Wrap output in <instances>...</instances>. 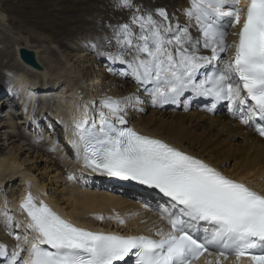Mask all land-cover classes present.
I'll return each instance as SVG.
<instances>
[{
    "label": "bare ground",
    "instance_id": "bare-ground-1",
    "mask_svg": "<svg viewBox=\"0 0 264 264\" xmlns=\"http://www.w3.org/2000/svg\"><path fill=\"white\" fill-rule=\"evenodd\" d=\"M118 1L0 0V43L10 42L13 47V53L8 52V49L0 50V71L6 77L5 81L0 83V94L8 87L7 78L14 76L9 95L0 99V109H9L8 114L4 113L8 119L0 123V141L4 142L0 148L6 150L5 154L0 155V245H3L5 250H16L18 244L25 249L30 243L26 244L24 240L32 241V233L22 235L24 226L19 228L20 235L14 237L15 221L8 222L3 211L13 205L12 200L19 202L23 199L24 190L28 185L33 195L45 200L78 227L107 229L106 231L118 229L124 233L132 229L166 227L169 205L162 197L145 189L124 187L106 177H91L81 163L73 159L71 153L66 154L62 141L58 143L57 149H50L53 140V133L50 135V131H46L43 139H39L44 145H37L35 141L41 134L39 129L43 127L44 120L52 122L56 116L55 120L64 122L74 117L75 122L77 117L86 113L91 106L94 107V117H98L102 109L108 111L101 103L108 98L121 102V112H127L131 123L129 124L143 135L162 140L201 159L227 177L246 181L257 191L264 192V141L258 138L249 125L239 119L238 113H228L225 110L226 105L223 106L219 102H209L201 106L196 104L191 96L193 86L175 96L172 103H159L149 94L158 86L154 80L147 92L139 93L137 88L110 76V71L104 63L99 62V67L94 69L98 63L96 52L99 51L97 47L93 49L94 46L90 45L96 42L91 41L93 34H97L100 44L105 41L106 36L114 34L117 37L120 25L123 24H128L132 33L135 30L140 33L139 25L132 24L134 14L141 16L140 12L150 10L159 22V9L165 8L172 12L183 8L187 2L134 0L133 7L125 8L118 7ZM6 2L12 3L14 8L8 9ZM248 2L249 0H239L237 7L243 10ZM139 5L143 8H139ZM187 17L178 22L180 29L187 27L193 40H202L195 16L188 14ZM176 23L177 21L169 18L164 22L165 25L172 26ZM60 29L63 33L59 32ZM1 30H4L3 34ZM234 31L235 29H228L229 43L235 39L232 35ZM113 44L118 43L116 41ZM57 46L66 47L67 53L58 52ZM118 46L135 51L126 45ZM21 50L31 52L40 68L32 69L23 65L19 60ZM52 52L65 55H61L64 62L54 61ZM197 53L211 56V50L204 48L203 43L198 46ZM220 55L221 60L213 63L223 66L230 53ZM3 61H6L5 66H2ZM195 82L198 83L197 80ZM62 83L65 89L58 90V85ZM47 91L50 92L46 93ZM12 94L18 96L17 102L20 106L17 107H21L15 114H10L14 105L8 98H11ZM6 99L7 104L3 102ZM40 105L46 108L42 109ZM121 112L119 114L122 115ZM18 114L24 117L22 122L7 123L12 121V116ZM20 125L25 126L22 128ZM26 129H29L28 134L30 138L32 135L33 140L24 137L21 130ZM65 133L67 134V130ZM56 135L59 136V133ZM7 142H10L9 145L5 144ZM43 155L49 161L39 170L37 164ZM52 164L59 168V172L54 171L57 174L52 175ZM59 183L64 187L61 191H58ZM5 186L7 199H4L1 193ZM14 216L16 218V215Z\"/></svg>",
    "mask_w": 264,
    "mask_h": 264
},
{
    "label": "snow or ice",
    "instance_id": "snow-or-ice-1",
    "mask_svg": "<svg viewBox=\"0 0 264 264\" xmlns=\"http://www.w3.org/2000/svg\"><path fill=\"white\" fill-rule=\"evenodd\" d=\"M238 4L239 0H192L188 14L195 15L202 40H193L187 27L173 30L151 15H133L132 24L140 28L135 42L130 26L120 25L117 43L135 49L130 67L137 79L154 80L158 85L152 93L154 101L178 96L191 85L203 95L227 99L233 105L244 106L250 100L249 116L243 122L257 117L264 120V0H249L243 10ZM118 6L131 8L132 0H119ZM158 12L168 19L164 9ZM229 28L235 29L232 43L228 42ZM201 43L211 50V56L197 54ZM225 52L230 55L223 67L196 83L197 71L220 61ZM101 103L124 123L118 115L123 110L120 101L108 98ZM100 117L98 131L95 127L81 129L85 166L156 188L175 202L174 208L182 206L169 218L171 230L158 231L159 239L89 231L62 219L43 202L37 205L29 193L21 208L30 218L28 227L37 235L31 242L24 240L30 246L22 264H118L130 254L135 255V264H193L205 253L215 255V264L229 256L264 264V193L161 140L115 127L103 112ZM258 130L264 135V127ZM201 221L211 225L205 229L210 236L204 239L192 232ZM22 251L18 244L10 264H20L17 258ZM0 255H6L3 245Z\"/></svg>",
    "mask_w": 264,
    "mask_h": 264
},
{
    "label": "rangeland",
    "instance_id": "rangeland-1",
    "mask_svg": "<svg viewBox=\"0 0 264 264\" xmlns=\"http://www.w3.org/2000/svg\"><path fill=\"white\" fill-rule=\"evenodd\" d=\"M6 6H7V8L8 9H13L14 8V6L12 5V3L10 4L9 2H6ZM90 30V29H89ZM91 30H93V29H91ZM82 31H84V30H82ZM87 31H88V29H87ZM59 32H62V29H60V31ZM92 32H94V31H92ZM4 33V30H3V32H2V30H1V34H3ZM63 33V32H62ZM64 33H67V31H64ZM95 33V32H94ZM6 34V33H5ZM107 38V40L106 41H108V37L110 38L109 39V41L111 42V43H113V42H116L117 41V39H116V36L114 35V34H112V35H110V36H106ZM113 37V38H112ZM113 40V41H112ZM91 41H96V42H94V44L96 45L97 43H98V41H97V34H93V37L91 38ZM104 43V41L103 42H101L100 44H103ZM107 48H108V46H106ZM106 47H104V48H106ZM56 48V47H55ZM104 48H102L103 50H104ZM2 49V50H1ZM5 49H8L9 51L8 52H10V53H13V47H12V45H11V43L10 42H2V43H0V50L1 51H3V50H5ZM57 49H59V51L58 52H61V53H64V54H66L67 52V48L66 47H63V46H57ZM99 51V50H98ZM53 54H52V56H53V60L54 61H56V62H58V63H63L64 61H63V59L64 58H61V55H62V57L64 56L65 57V55H63V54H61V53H59L60 55H58V53L56 54L55 52H52ZM56 55V56H55ZM58 55V56H57ZM96 56H98V54H96ZM50 57H51V55H50ZM60 58H61V61H60ZM55 59H57V60H55ZM60 62H59V61ZM98 63L96 64V66H94V69H95V67H96V69L99 67V62L100 61H97ZM6 65V61H3L2 62V66H5ZM5 79H6V77L2 74V72L0 71V83H3L4 81H5ZM6 84H7V86H9V84H10V82H8V78H7V80H6ZM7 89H8V87L7 88H5V91H4V93L7 91ZM9 92H10V90L8 91V93H7V95H9ZM6 95V96H7ZM13 105V104H12ZM40 108H42V109H45L46 107L44 106V105H40ZM2 111L0 112V123H4V122H6V120L8 119V118H5V116H4V113L5 112H7L8 111V108L6 107L5 109H1ZM20 110V108H18L17 106H13V111H12V113L14 112V114L16 113V112H18ZM47 111V110H46ZM23 112V111H22ZM25 112V111H24ZM147 113V112H146ZM5 114H7V113H5ZM10 114H11V111H10ZM24 114V113H23ZM13 117V119H12V121H9V122H7L8 124L9 123H17L18 121H19V123L20 122H22L23 121V119L22 118H24V117H22L21 115L19 116V114L18 115H16L15 117L14 116H12ZM18 117V118H17ZM54 118H56V116L54 117ZM16 119V120H15ZM52 120H53V118H52ZM55 120V119H54ZM18 123V124H19ZM25 123H26V121H25ZM45 124V123H44ZM2 125V124H1ZM1 125H0V127H1ZM22 128L25 126V125H20ZM45 128V127H44ZM2 130H7V129H2ZM45 132L43 133V134H45L46 133V130H44ZM4 132V131H3ZM21 132L23 133V135H24V137H26V139H31V140H33V138H32V135H31V138H30V136H29V134H30V131H29V129L27 130L26 129V131H23V130H21ZM26 133V134H25ZM29 133V134H28ZM0 135H2V134H0ZM41 135V134H40ZM39 135V136H40ZM44 137V136H43ZM42 137V138H43ZM10 143V142H9ZM9 143L7 142V143H5L6 145H9ZM37 143V145H44V144H42V143H40V141H38V142H36ZM2 144H4V142H3V140L2 141H0V145H2ZM57 146V145H56ZM56 146H54V148L53 149H57V147ZM2 147V146H1ZM52 149V150H53ZM1 151H3V149L2 148H0V152ZM6 153V150L5 151H3L2 152V154H0V155H3V154H5ZM44 156V155H43ZM43 156H41V157H43ZM45 157V156H44ZM43 157V158H44ZM43 158H41V160H40V162H39V164H37V166H38V169L40 170V169H42L44 166H45V164L47 163V161H49V159L47 158V157H45V159L44 160H42ZM46 159H48V160H46ZM45 161V162H44ZM41 166H43V167H41ZM51 166H54L53 164L51 165ZM52 175H54L56 172H54V171H57V169H59V168H57V166H54V167H52ZM57 172H59V171H57ZM34 174H36V172L34 173ZM57 174V173H56ZM100 177H104V176H100ZM13 180H15L16 181V179H13ZM14 181V182H15ZM17 182V181H16ZM10 185H12V183L10 184ZM59 185V186H58ZM57 185V187H58V191H61L64 187H63V185H62V183H59ZM61 186H62V188H61ZM7 186H5L3 189H2V196L4 195H6L5 194V188H6ZM61 188V189H60ZM59 196V195H58ZM7 198V197H6ZM1 228V227H0ZM14 233H16V232H14Z\"/></svg>",
    "mask_w": 264,
    "mask_h": 264
},
{
    "label": "water",
    "instance_id": "water-1",
    "mask_svg": "<svg viewBox=\"0 0 264 264\" xmlns=\"http://www.w3.org/2000/svg\"><path fill=\"white\" fill-rule=\"evenodd\" d=\"M20 54V58L22 60V62H24L26 65L31 66L35 69H39L40 66L38 64H36L34 57L32 56L33 54L27 50H21L19 52ZM152 189H155L153 187H151Z\"/></svg>",
    "mask_w": 264,
    "mask_h": 264
}]
</instances>
